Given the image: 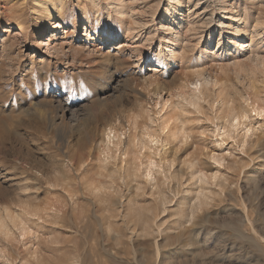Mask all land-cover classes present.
<instances>
[{
    "label": "rangeland",
    "instance_id": "1",
    "mask_svg": "<svg viewBox=\"0 0 264 264\" xmlns=\"http://www.w3.org/2000/svg\"><path fill=\"white\" fill-rule=\"evenodd\" d=\"M43 2L0 0V264H264V0Z\"/></svg>",
    "mask_w": 264,
    "mask_h": 264
},
{
    "label": "bare ground",
    "instance_id": "2",
    "mask_svg": "<svg viewBox=\"0 0 264 264\" xmlns=\"http://www.w3.org/2000/svg\"><path fill=\"white\" fill-rule=\"evenodd\" d=\"M57 1H60V0H44V2H43V6H45V11L48 13V14H52L55 10H57V11H61L62 10V6H63V4L62 5H59L58 3H57ZM61 3H62V1H61ZM58 27L59 26H57V24L56 23H54L53 25H52V27H51V31H54V30H57L58 29ZM169 29L171 28V26H169L168 27ZM46 29L44 28V31H45ZM49 42H50V38H48L47 39V43L49 44ZM46 44V43H45ZM168 51H169V49H168ZM174 54V50L173 49H171L170 50V57L171 56H174L173 55ZM184 95H186L185 93H183V97L185 98V99H187V95L186 96H184ZM192 101H191V103L192 104H194V105H196L197 103L196 102H194V100H193V98L191 99ZM198 101V100H197ZM38 105V104H37ZM256 106V105H255ZM98 110V109H97ZM255 110H259V111H263V109H260V107H259V105H257L256 106V109ZM230 112H232V111H230ZM233 113V114H232ZM231 113V118H232V120H234V119H238V118H242V117H246V114H244V113H242V114H239V115H237V113L236 112H232ZM239 113H241V112H239ZM64 114V113H63ZM229 117V116H228ZM104 119V118H103ZM229 119V118H228ZM162 125H163V130L164 129H166V128H168V124H167V121L165 120V118L162 116ZM68 130V129H67ZM126 133V132H125ZM125 133H122V132H120V133H118L117 131H116V129H114L113 128V126L112 127H109L108 128V132H107V142L105 143V147H104V149H103V152H105V153H107V155L109 156V153L113 150V148H116L117 150L118 149H120V147H121V144H122V135L123 134H125ZM124 153H126V152H124ZM153 164H154V161L153 160H149V162H148V164H147V166L146 167H148V169H150L151 167H153ZM152 169V168H151ZM8 216H9V218H10V220H11V222L12 223H14V225H16L18 222H17V219L20 217V215H18V216H12V215H10V214H8ZM19 220V223L20 224H24V222L23 221H21L20 219H18ZM24 220V219H23ZM26 223V222H25ZM18 225V224H17ZM20 226V225H19ZM18 226V227H19ZM24 227H26V226H23V228L21 229L20 228V230H25V228ZM0 230L1 231H3V232H5V234H9V229H8V225H7V223H6V221L4 220V219H2L1 217H0ZM27 230V229H26ZM25 230V231H26ZM24 234V233H23ZM159 253V252H158ZM112 255V254H111ZM117 257V256H116ZM119 258V257H118Z\"/></svg>",
    "mask_w": 264,
    "mask_h": 264
}]
</instances>
